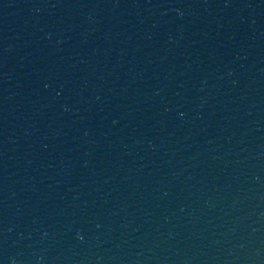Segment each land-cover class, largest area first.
<instances>
[{
    "label": "water",
    "instance_id": "95a60500",
    "mask_svg": "<svg viewBox=\"0 0 264 264\" xmlns=\"http://www.w3.org/2000/svg\"><path fill=\"white\" fill-rule=\"evenodd\" d=\"M0 264H264V0H0Z\"/></svg>",
    "mask_w": 264,
    "mask_h": 264
}]
</instances>
